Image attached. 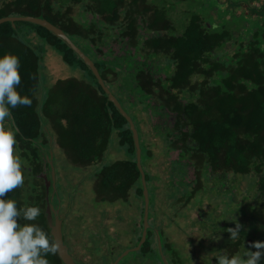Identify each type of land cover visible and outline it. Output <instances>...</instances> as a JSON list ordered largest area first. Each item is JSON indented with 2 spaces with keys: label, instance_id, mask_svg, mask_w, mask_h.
I'll return each instance as SVG.
<instances>
[{
  "label": "trees",
  "instance_id": "1",
  "mask_svg": "<svg viewBox=\"0 0 264 264\" xmlns=\"http://www.w3.org/2000/svg\"><path fill=\"white\" fill-rule=\"evenodd\" d=\"M182 1L188 10L176 17L172 9ZM217 1L0 0V19H47L94 58L106 82L111 74L120 76L114 72L115 64L128 59L134 72L128 75V92L123 94L134 93L135 105L165 117L164 124L169 126L154 128L167 140L169 151L180 150V158L189 160L196 172L210 167L217 177H239L264 207V0H227L233 8L230 14V8ZM234 8L242 13L237 14ZM212 12H217V19ZM87 14L99 17L98 22L88 27L84 21ZM227 15L231 18L226 19ZM104 38L124 39L135 51H128L127 58L104 61L98 58L110 54L103 52L109 44ZM35 39L45 47H37ZM48 47L69 67L88 72V79H59L41 93L43 56ZM6 52L20 59L17 91L32 99V105L12 109L11 127H5L14 132V155L21 161L23 176L29 175L23 186L5 198L14 199L20 208L39 207L41 214L31 223L39 225L54 242L46 204L41 205L32 195L39 185L35 181H40L29 172L30 167L35 172L41 168L35 144L46 134L47 125L68 160L83 168L103 162L116 136L128 157L104 164L95 175L94 188L98 198L110 202L128 200L134 191L131 197L139 201L136 207L143 212L133 133L84 61L55 34L29 22L0 26V55ZM151 144L147 141L143 148L141 142L145 171V160L152 158H146L152 154ZM146 180L150 190L152 177L147 171ZM137 237L135 234L134 240ZM47 259L49 264H64L58 252Z\"/></svg>",
  "mask_w": 264,
  "mask_h": 264
},
{
  "label": "rangeland",
  "instance_id": "2",
  "mask_svg": "<svg viewBox=\"0 0 264 264\" xmlns=\"http://www.w3.org/2000/svg\"><path fill=\"white\" fill-rule=\"evenodd\" d=\"M217 2L222 3L221 5H223L225 9L230 8V14L233 8L228 7L229 5L227 4V0H218ZM187 10L188 8L186 2L182 1L177 4L175 9H172V14L179 17L181 16V13ZM234 11H237V14L242 13V10L239 8H234ZM212 15L213 18L217 19V12H212ZM225 18L230 19L231 16L227 15ZM34 43L37 47H45L44 44L40 43L36 39L34 40ZM114 48L115 52L120 54V46L116 47L114 45ZM43 58L44 65L42 66V72L44 79L42 82L43 87L41 93L48 91L49 87L56 83L59 79L72 77L81 80L88 79V72L85 73L78 67H69L62 61L60 55L50 47L46 48V54ZM43 98L44 97L42 95V99ZM125 109L137 124L143 148L145 142L148 140L152 143L150 145L152 154H147L146 157L148 158V156H152V158L145 160V167L148 162L147 168L149 173L152 177H156V179H154V183L150 185V196L152 200L150 204V223L152 226H155V222H160L158 225H160L162 221H165V225L167 224L166 221L170 222L168 235L172 238V240L170 239L171 242H174L171 247L172 252L178 253V257L181 259L183 264H217L214 256L210 258L209 255H207V252H205L206 250L209 251V247L212 246L211 241H208L210 234L203 231L200 225L195 223L190 224V221L195 219L197 220L202 212H204V215L209 212H213L214 215L218 216H220V214L222 215L226 205L230 203L231 200L220 199L212 202L208 199L209 197L205 195L202 199V209L200 207V209L196 208L193 210L194 205H191L192 209L188 210L186 207L181 206V202L179 200H175L174 197L172 198L170 195L166 194V192L170 190V163L172 160L178 159V154L176 152L167 154L163 143L154 135L152 126L154 123H160L162 118L152 115L150 111L148 112L151 115L148 112H140L139 118L144 119V123L140 125V121L134 107L125 104ZM141 127L143 128L145 134L148 135V140L146 137H143ZM127 157L128 154L126 149L118 144L116 136L113 137L112 143L104 156L103 162L85 168L73 165L68 160L64 152L56 147L55 165L58 175L60 197L63 202L70 198V201H68L66 205V224L63 226L64 237L68 246L72 250L74 257L81 264H101L103 255L107 253V250H109L111 246L120 247L130 245L132 236L128 237V232L130 231V228L133 227L134 223L136 225L140 224L141 216L135 206L130 207V205H125V202H105L101 198L98 199L94 189L95 175L104 164L124 160ZM189 175V177L193 176L192 171H190ZM248 189L249 185H247L245 181L235 188L234 192L239 190V197L232 203V208H229L230 214L235 212V207L237 209L238 207H241L242 210H244L250 206L247 201H249V197H254L255 191L253 190L252 193L248 194ZM251 200L252 198L250 201ZM223 201H227V203L224 204ZM233 206L235 207L233 208ZM103 207H108L110 209L120 208L121 210L116 215V220H119L118 217H121L119 220L122 222L121 226L124 223L126 225L130 224V226H124L122 228V230L124 229V232L119 230L121 226L119 228L113 227L112 220L114 218H111L110 215L102 216L98 213L104 211ZM240 212L241 210L238 209L237 213L239 215H237V217L235 216V220L236 222L239 221L241 225L242 223H245L242 228H247V232H253L254 230L253 224L250 223L252 216L262 219L261 223L264 225V211L257 210L255 213L254 211H249L248 209L246 214H240ZM187 215L190 217L189 221H187ZM84 218L87 222H83L85 220ZM246 225L249 226L247 227ZM104 226H107L108 233L103 231ZM91 231H93L97 237L100 238L99 240L102 248L98 249L97 247H99L100 244L96 245L89 237V232L90 235L93 233ZM258 232L259 231H257L256 235H259ZM108 235L112 238L108 239ZM250 235L252 237L254 236L253 234ZM256 241H259V238H256ZM261 241H264V234L262 235ZM212 259L214 262H211ZM120 264L163 263L161 262L160 257L156 254H151L145 258L142 254L133 253L126 257Z\"/></svg>",
  "mask_w": 264,
  "mask_h": 264
},
{
  "label": "flooded vegetation",
  "instance_id": "3",
  "mask_svg": "<svg viewBox=\"0 0 264 264\" xmlns=\"http://www.w3.org/2000/svg\"><path fill=\"white\" fill-rule=\"evenodd\" d=\"M98 20H99V17H94L92 14H87L84 21L87 23V25L89 27L93 21L98 22ZM98 26H100L99 23H97V27ZM68 37L78 46L77 41L75 42L73 40L72 36L68 35ZM103 42L109 43L103 49L104 54L110 53L107 56H102V55L98 56V58L102 57L104 59V61H111V60H114L115 58H127L129 56L128 51H130L131 53H134V51H135L134 48H131L130 46L127 45L126 40L124 41V39L122 40L121 38H111V39L104 38ZM114 45L116 47L120 46V48H121L120 54H117L115 52ZM78 47L80 48V46H78ZM86 55L94 62V58H92V56H90L88 54H86ZM127 61H128V59L119 63V64H115V67H114L115 71L114 72L117 74L118 73L120 74V76L118 78L115 77L116 76L115 74H111V75H109L108 80L106 82L104 80V78L102 77V73H100V71H99V73H100L102 79L104 80L106 86L110 89L112 94L121 103V105H122L123 109L126 111V113L130 117H132L127 112V110L125 109V104L133 106L134 109L136 110L137 116L139 118L140 112L150 111V113H151V109L146 108V107L144 108L141 104L135 105L134 103L136 102L137 98H136V95L134 93L123 94V92H128V88L126 85L130 84L129 80H127V77H128V75H131L134 72L133 67L129 66ZM95 66H96V64H95ZM97 69H98V67H97ZM84 72L86 73V71H84ZM92 73H93V71H92ZM93 75H94V73H93ZM96 80H97V78H96ZM98 83H99V81H98ZM102 90L104 91L105 95L107 96V100H108V95L106 94V92L103 88H102ZM108 102H109V100H108ZM109 103H111V102H109ZM113 105L115 106V104H113ZM117 110H118V108H117ZM160 118H162V121L160 123H156V124L154 123V125L152 126L153 131H154V135H155V137L158 138V140H160L163 143L164 148L167 151V154H171L174 152H176L178 154V159L172 160L170 163V169H169L170 190L167 191L166 194L170 195V197H172V198L174 197L175 200H179L181 202V206L186 207L188 210L192 209L191 205H194L193 210H195L196 208L200 209V207L202 209V205H203L202 199L205 195H207L209 197L208 199L212 202L214 200L217 201L220 199L221 200H223V199L231 200L230 203L227 204L228 206L226 205L222 215L221 214H220V216L214 215L213 212H209L208 214L204 215L203 214L204 212H202V213H200V216L198 217L197 220L195 219L193 221L192 220L190 221V224H194V223L198 224L201 226L203 231H206L207 233L210 234L208 241L209 240L211 241L212 246L209 247V251H207V250L205 251V252H207V255H209L210 258L212 256H214V258H215L216 256H219L222 254L230 255V256L242 254L245 251V249L250 250V251H256V249L251 248L250 245L253 242H256V238H259V241H261V239H262V235L264 234V230H261V226H264L261 223L262 219H259L258 217L252 216L250 223L253 224V226H254L253 232L252 231L247 232L246 231L247 228L246 229H244V227L241 228L242 230H241L240 238L236 241L230 240V233L228 232L229 228L235 227V223H236L235 216L237 217V215H239L237 213L238 209L241 210L240 214H246L248 209H249V211H254V212L257 210L264 211V207H262L261 201H259L257 199L256 192L254 194V197H251L252 198L251 201H250L251 198L249 196H247V197H249V201H247V203L250 205V206H248L247 209L242 210L241 207H238V209H237L235 206H233V208L235 207V212L230 214L229 208H232V203L239 197V195H238L239 190L237 192H234V190L236 187H238L241 184L239 182L240 178L237 176H229V177L220 176V177H217V174L211 173L210 167H207L208 170L202 169V170H199L198 172H196L195 168L193 167V165L191 164V162L189 160H186V159L182 160L180 158V153H181L180 150H171L170 149V151H169V144H167V140L160 136V134H159V132H161L160 130H156V128H154L155 125H158V124L161 126H163V125L169 126L168 123L164 124V122H165L164 116H160ZM139 119L144 121V119H142V118H139ZM128 124H129V122H128ZM135 125H137V124L135 123ZM3 126L4 127H11L8 120H6L4 122ZM129 127H130V124H129ZM136 128H137V126H136ZM137 130H138V128H137ZM161 130H162V132L165 131L164 129H161ZM142 131H143V128H142ZM138 132H139L140 145H141L140 131L138 130ZM45 133L46 134H44L42 136V139H40L39 141L36 142L38 145L35 144V146H38V148H39L38 149L39 150L38 151L39 160H38L37 164H39V166H41V168L38 170V172H35L33 170V167L29 168V172L31 174L30 177L34 176L37 179H39V181H40V182L35 181V183L39 184V185H35V189H32V195L40 202L41 205L46 204L45 212H46V216H47V221H48L47 210L50 207H53L56 211H59V218L63 221V226H64V224H66V214H67L66 205H67V202L70 201V198H68L65 202H63L62 198L60 197L58 175L56 172V165H55L56 164L55 151H56V147L59 148V146L57 144V141H56V138L54 135L55 133H54V131L51 130V127H49L47 125L45 126ZM143 137H146V139L148 137V135L145 134L144 131H143ZM142 157H143V152H142ZM136 159H137V150H136ZM142 166H144V165L142 164ZM147 166H148V162L146 163V168H147ZM143 169H144V167H143ZM54 170H55V175H54ZM144 171H145V169H144ZM146 171L149 172L148 168L146 169ZM146 171H145V174H146ZM190 171H192V173H193V176H191V177H189ZM28 176H29L28 174L27 175L25 174L24 177H28ZM141 178H142V175H141ZM154 179H156V177L153 176L152 180H151L152 183H154ZM41 180H42V182H41ZM142 186H143V183H142ZM94 187H95V180H94ZM95 193L98 196L96 189H95ZM133 193H134V191H131V195H130V198L128 200H121V201H116V202H125V205H130V207H133V206L136 207L139 201L138 200L136 202L134 201V198H132L134 196V195H132ZM149 193H150V190H149ZM250 193H252V191L250 189H248V194H250ZM143 194H144V191H143ZM98 199H100V198H98ZM103 201L108 202V203H116V202H110L107 200H103ZM151 201L152 200H151V196H150V204H151ZM223 202H224V204L227 203V201H223ZM103 208H104L103 209L104 211L103 212L101 211L98 213L101 214L102 216L110 215L111 218H114L112 220L113 227L119 228L122 224V222L119 221L121 219V217H118L119 220H116V215L118 214V212H120L121 209L120 208L110 209L108 207H103ZM143 208H144L143 212H142V210L137 208V210L139 211V214L141 216L140 224L136 225L134 223L133 227H131L130 231L128 232V237L132 236L131 237V244L126 245V246H120V247L111 246L109 248V250H107V253L105 255H103V260H102L101 264H105V261H107L106 264H114L117 261V259L123 253H125L128 250H131V249L138 247V245L140 244V242L142 240V236H143V232H144V228H145V223H144L145 198H144V207ZM53 217L55 219L54 215H53ZM189 220H190V217L187 215V221H189ZM83 222H87V220L85 219ZM166 222H167L166 225H165V221H162V223L160 225H158L160 222L159 223L155 222V226H152V224L150 223V211H149V226H150V228L148 229L147 240L138 252H133V253L142 254V255H144L145 258L150 256L151 254L152 255L156 254L160 257L161 262L163 264H166L163 256L168 260L169 264H180V263L183 264L181 259L178 257V253L172 252L171 247H172V244L174 242L173 241L171 242L172 238H171V236L168 235L169 234L168 230L170 229V226H169L170 222L169 221H166ZM254 222H255V224H254ZM238 223H240V222L238 221ZM250 223H249V225H250ZM48 225H49V223H48ZM243 225H245V223H242L241 226H243ZM249 225H246V226L248 227ZM124 226L128 227V226H130V224L126 225L124 223L119 228V230L121 231ZM103 231L105 233H108L107 232L108 231L107 226H104ZM257 231H259L258 232L259 235H256ZM91 232H93V231H91ZM122 232H124V229L122 230ZM135 234H137L138 239L140 237L139 241H136L137 238L134 240ZM250 234H253L254 236L252 237ZM89 237L94 241V243L96 245L100 244V246L97 247L98 249L102 248L101 242L99 240L100 238H98L94 232L92 233V235H90V232H89ZM107 238L111 239L112 237L108 235ZM149 239L151 241H149ZM217 239H219V240H217ZM135 241H136V245H133V243ZM148 241H149V243H148ZM65 242L67 244L66 239H65ZM96 245H95V248H96ZM70 252L73 255V252L71 249H70ZM133 253H130V254H133ZM128 256H126V257H128ZM215 261H216V259H215ZM211 262H214V260L212 259ZM263 263H264V259H262V261H261V264H263Z\"/></svg>",
  "mask_w": 264,
  "mask_h": 264
},
{
  "label": "clouds",
  "instance_id": "4",
  "mask_svg": "<svg viewBox=\"0 0 264 264\" xmlns=\"http://www.w3.org/2000/svg\"><path fill=\"white\" fill-rule=\"evenodd\" d=\"M20 83L19 57L8 52L0 55V264H49L47 256L56 255L59 245L39 225L31 223L40 216L41 209L20 208L17 201L5 198L24 184L21 161L14 155L16 136L3 126L11 118L12 109L32 105V99L17 91ZM241 228L238 222L229 228L231 241L240 238ZM250 247L256 251L245 249L238 255L216 256L217 264H261L264 241L253 242Z\"/></svg>",
  "mask_w": 264,
  "mask_h": 264
},
{
  "label": "water",
  "instance_id": "5",
  "mask_svg": "<svg viewBox=\"0 0 264 264\" xmlns=\"http://www.w3.org/2000/svg\"><path fill=\"white\" fill-rule=\"evenodd\" d=\"M8 22L12 23L14 27H16L17 22H29V23H32V24H35V25H38V26H41L47 29L48 31L55 34L57 37L64 40L70 46V48L93 71L95 77L99 81V84L101 85V87L105 90L106 94L108 95L109 102L115 104V106L118 108L120 113L126 118V120L130 124V129L133 132V137H134L136 150H137V165L142 175L143 191H144V198H145V218H144L145 228H144L142 240L140 244L138 245V247L128 250L125 253H123L114 263V264H119L130 253L138 252L141 249V247L147 240V233H148V229L150 228L149 226L150 193H149V188H148V184L146 180V174L142 166V149L140 145L139 132L136 128V125L132 117H130L126 113L121 103L112 94L110 89L106 86L104 80L102 79L99 73V70L95 66V63L68 37V35L62 29L56 27L55 25H53L51 22H49L48 20L44 18H38V17H33V16L5 17V18L0 19V26ZM54 175H55V170H54ZM47 215H48V223H49V227L51 230V235L54 239V242L58 243L59 245L58 255L60 259L63 261L64 264H80V262L76 260L74 255H72V253L70 252L69 246L65 242L64 231H63V221L59 218V211H56L53 207H50L47 210ZM53 215L55 216V219ZM163 258L165 260V263L169 264L168 260L164 256Z\"/></svg>",
  "mask_w": 264,
  "mask_h": 264
}]
</instances>
